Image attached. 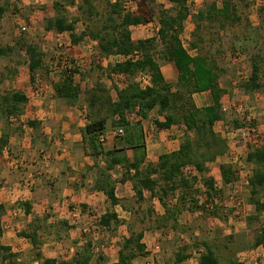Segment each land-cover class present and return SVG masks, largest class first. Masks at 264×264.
Listing matches in <instances>:
<instances>
[{
	"label": "rangeland",
	"instance_id": "1",
	"mask_svg": "<svg viewBox=\"0 0 264 264\" xmlns=\"http://www.w3.org/2000/svg\"><path fill=\"white\" fill-rule=\"evenodd\" d=\"M138 1L119 0V3L123 10L135 11L138 9ZM145 1V5L152 9L150 14L153 20L146 26L130 28L131 39L134 43L155 36L158 29L159 8L162 6L171 7L166 0ZM54 2H60L63 5L62 0H37V3L35 0H0V7L6 8L0 19V48L12 49L7 55L0 56V97L4 93L14 91L22 92L27 97L28 104L24 106L23 115L20 118L23 121L29 118L31 110L35 112V109H39L41 104L44 105L45 100L49 101L45 105L48 110L57 112L60 109L66 111L72 108L73 110L69 112L83 116L90 115L88 106L91 90L98 84L102 85L103 89L108 92L110 99L112 100L113 96L114 101H116L115 88L117 85L115 84L119 85L123 82L112 77L109 72L110 66L115 64L117 60L113 59L112 56L100 54L97 51L96 42L90 38H85L78 46H73L70 42L69 33L58 35L44 29L45 18L49 15H55ZM75 2V6H64L63 14L68 20L80 19L75 25L76 32L80 33L85 28L100 27L103 16L109 12L110 6L115 0H94L95 15L90 18L76 8L82 4V0H75ZM221 2L222 0H189L187 2L188 18L184 22V30L180 38L192 56L203 55L208 58L210 63H214L219 75V87L224 90L221 100L224 121L217 122L213 129L220 138L226 141L227 153L211 164L208 176H213L218 180L219 165L229 164L239 179L229 186H223L218 180L215 185L217 191L214 192L211 199H208L212 200L213 211L212 209L203 210L196 207L195 213L183 214L181 217L182 231L173 232L170 229H160L148 232L147 238L144 240L145 243H143L148 249L147 252L145 251V256L138 258V264H146L147 261L150 264H174L175 255L185 247L187 249L183 253L187 254L189 258L180 264H195L200 253L204 251L203 242L212 248L220 264L238 263L239 254L252 248L255 237L264 228V212L259 215L256 214L254 206L250 202L249 190L244 184V179H247L254 170V165L246 162L248 150L255 148V145L264 144V12L262 11L264 0H231V5L236 7L235 14L240 18L239 22L234 24L227 22L225 28H219L217 23L210 25L201 22L198 23L201 27L197 32L194 22H196L195 17L198 11L203 7H208L211 3L220 6ZM23 27L26 29L25 31H22ZM59 42L63 44L64 56L69 60L68 63L77 69L78 73L73 78L74 84L82 90L77 100L71 103L66 101L64 103L63 100H58L55 96L53 88L62 80L61 73L58 70L55 73H50L48 70L49 64L54 63L60 54ZM192 43L196 44V50H191L190 45ZM23 44H34L43 56L44 65L39 70L34 83L30 82L26 55L22 48ZM155 48L157 51L161 49V47L159 48V41L155 44ZM154 58L162 67L165 76L168 77L169 71L166 67L168 62L160 59L158 55ZM122 59L124 60L123 57L120 58V60ZM253 65L258 68L256 83L259 88L257 89L250 88ZM51 95L53 97H49ZM193 101L198 108H201L209 105L211 98L208 93L196 94ZM40 108L43 110L44 107ZM96 109L98 107L94 108L93 112H96ZM31 115L36 117L35 113ZM103 115L108 116L107 111L100 112V116ZM12 119L14 118H11L7 128L11 143L9 148L6 147V151L3 150V154H5L2 156L3 160L0 159V165H2L0 168V186H3L6 191H10L9 188H12L14 183H20L27 173L32 175V179L38 181L37 186L34 184L27 188L29 192L27 198L35 203L38 212L33 211L29 219H25L23 212H20L19 217H11L12 220L14 219L11 233L12 237L16 236L19 239L22 238L19 236L21 232H30L36 228L39 235L38 250L41 253V260L36 258L37 251L32 248L29 240L16 244L12 248L9 246L12 252H15L14 249L18 250L15 253L18 254V259L23 264L36 262L43 264L42 260L46 259L65 262L69 261L77 251L80 252L87 240H92L95 246L101 249L100 251H102L106 261L115 260L119 242L129 235L128 227L119 226L116 232L105 229L96 232L95 235H93L94 232H90L84 236L81 229L85 224H88V221L83 222L81 218L76 220L69 218L71 224L63 223L57 214L61 212L62 201H67L71 197L61 195L59 183L47 180L44 177L45 174L41 177L36 176L33 157L29 155L30 153L33 155L37 150L44 148L50 152L53 158L49 146L44 140L45 137L40 133L41 127L38 133L25 135V132L28 131L27 127ZM235 120L245 121L246 125L249 123L251 127L255 128V134L250 141L232 140L230 131L235 129L233 127ZM2 127L3 121L0 117L1 132ZM58 153L65 154L61 151ZM230 153L237 154L236 162L233 157L230 160L227 159ZM29 165H32L30 169L28 168ZM240 173L241 175H239ZM94 174L96 178L97 169L94 170ZM71 178V175H67L64 180H66L67 185H70L73 195L76 196L79 184ZM197 178L198 182L193 185L189 195L193 196L194 199L198 198L203 201L205 191L202 186V175H197ZM235 188L240 189L243 200L242 210L238 215L235 214L236 210L228 198ZM178 195L179 193L176 192L173 197H170L171 201H175ZM258 197L264 202L263 190L259 192ZM24 198L21 196L13 203L6 204L9 214L18 209L22 210L21 204L25 202L23 201ZM20 199L22 200L20 201ZM95 201L98 202L101 211L110 209V205H107L106 199L102 196L96 198ZM129 201L128 208L138 209L137 217L139 219L142 218L149 206L152 207L148 200L139 204L133 200ZM71 204H67L69 206L67 208L66 204L63 207L67 210L71 206L83 211L92 209L100 214L96 203L87 205L78 201L75 202L73 199ZM153 212L154 215L147 219L143 225L138 222L139 219H135L137 217H134V220L131 217L135 228L133 230L137 232L143 227L148 228L149 226L155 228L154 219L157 215L154 209ZM212 212H215L216 215L213 216ZM69 233L74 234L72 238ZM44 244H48V246H44ZM97 256L98 254H93L90 264H97Z\"/></svg>",
	"mask_w": 264,
	"mask_h": 264
},
{
	"label": "trees",
	"instance_id": "2",
	"mask_svg": "<svg viewBox=\"0 0 264 264\" xmlns=\"http://www.w3.org/2000/svg\"><path fill=\"white\" fill-rule=\"evenodd\" d=\"M94 0H82V4L77 9L83 11L88 18L95 15ZM149 1V0H148ZM170 3V8L160 7L158 12V29L156 35L151 38L138 40L134 43L131 39V27L148 25L153 17L150 14L152 10L145 5V0H139L135 11L123 10L119 0L110 6L109 12L103 16L100 27L85 28L77 33L75 25L80 21L78 18L68 20L63 14L64 6H75V0H62L54 2V16L49 15L44 20V29L47 32H54L58 35L69 33L70 42L73 46H78L85 38H90L97 44V51L105 56H120L124 60L116 62L109 68L112 75L122 77L125 80V88L117 89L116 101H112L103 89L102 85H96L91 90L89 98L88 112L86 115L88 123L80 131L83 148L88 150L90 156L100 158L104 163L99 167L96 165L97 174L92 191L101 192L109 201L111 206L121 203L115 195V182L112 180L111 171L116 167L122 168L121 183L128 180L131 183L134 192L133 201L136 204L146 201L143 192L150 194L148 202L156 198L164 214L155 216V229H170L173 232L182 231V224L179 223V217L182 213H195L196 207L204 208L205 203H210L214 192L217 191L215 185L218 180L223 186H229L238 181V176L229 164L219 165V179L208 176L211 170V164L218 158L224 157L227 153L226 141L215 133L214 125L217 122L224 121V113L221 107V100L224 90L219 87V75L214 63H210L207 57L203 55L192 56L186 49L181 40V34L184 30V22L188 18L187 2L189 0H166ZM151 2V0H150ZM150 9V10H149ZM236 7L231 5V0H222L220 6L211 3L208 7H203L198 11L195 29L201 27L198 23L206 22L210 25L217 23L219 28H225L229 22L234 24L240 21L235 14ZM5 7H0V19ZM264 12V8H262ZM201 41V38H199ZM159 41V48L155 44ZM191 50H196V44L190 45ZM22 48L26 55L27 71L30 82L34 83L39 70L43 67L42 53L34 44H23ZM59 48V47H58ZM12 51L11 48H0V56H5ZM59 53L64 54L63 47L59 48ZM165 62H171L177 72V81L175 83H166L160 69L159 63L155 60L157 56ZM58 60V61H57ZM54 62L57 68H60L61 62L57 57ZM69 62V60H67ZM71 63V62H70ZM61 70L62 80L54 85L55 96L58 99L71 103L75 102L78 95L82 92L79 86L74 84V76L77 74L76 67ZM51 64L48 66L50 73H53ZM258 68L252 66V76L250 79L251 89L259 88L257 81ZM141 74H147L150 77V85L141 87L136 81V77ZM208 93L211 98L209 105L198 108L193 96L196 94ZM28 104L27 97L22 92H8L0 97V117L3 121L2 132L0 135V155L8 146L9 134L7 128L11 118L19 121L22 126L34 132H38L42 121H38L35 116H28L26 121L20 120L23 115L24 106ZM96 112H93V109ZM107 111L108 116H100V112ZM157 111V117L153 120L157 130H169L172 127H184V134L180 139L178 150L160 155L157 163H146V146L143 128L140 122L131 123L127 117H138L147 119L149 113ZM27 117V116H26ZM110 122V128L113 130L121 129L123 134L116 136L121 138L123 146L121 148L107 149L99 141L101 135L107 131V124ZM245 121H233V127L240 129L246 127ZM129 149L132 157L129 158L125 150ZM246 162L254 165L253 173L247 178V188L250 193V202L254 206L257 215L264 212V202L258 197L261 190L264 191V144L255 148H250L246 155ZM193 168L196 175L186 177L183 170ZM197 175H202V186L205 191V200L189 195L193 185L198 182ZM240 177V176H239ZM176 196L175 203H168L170 197ZM189 195V196H188ZM207 198V199H206ZM212 211H213V204ZM22 212L30 214L31 207L29 203L21 204ZM71 208H73L71 206ZM127 210L124 207V210ZM131 216L137 217L138 209L128 208ZM127 210V211H128ZM209 210V209H206ZM5 213L4 205L0 204V237L1 220ZM213 216L216 215L212 212ZM154 215L153 209L149 206L145 214L139 219L142 225L147 219ZM131 218V219H132ZM120 221L115 213H106L99 218V226L103 230H112L116 232ZM128 236L119 242L117 250V262L108 263L103 256L101 249L95 246L92 240H87L80 252L65 262H57L54 259L42 260L43 264H90L93 254H98L97 264H133L137 258L145 256V245L142 243L144 232L152 227H143L135 232L134 224L131 220L127 222ZM154 228V227H153ZM135 229V228H134ZM20 237L28 239L32 248L36 250V258L41 260V253L38 250L39 235L38 230L34 228L30 232H21ZM85 236V235H84ZM262 246L264 248V228L255 237L252 248ZM188 247V246H187ZM195 247H197L195 245ZM204 249L200 253L197 264H220L212 248L206 243H202ZM98 248L95 252L93 249ZM187 248H183L175 255L174 264L184 262L189 256L183 253ZM0 264H23L18 259V254L12 252L9 246L0 242ZM232 264H239L232 262Z\"/></svg>",
	"mask_w": 264,
	"mask_h": 264
},
{
	"label": "crops",
	"instance_id": "3",
	"mask_svg": "<svg viewBox=\"0 0 264 264\" xmlns=\"http://www.w3.org/2000/svg\"><path fill=\"white\" fill-rule=\"evenodd\" d=\"M113 59H116V62L123 61L120 60V56H112ZM166 67L168 68L169 75L168 77L165 76L162 67L160 66L161 73L166 81V83H175L177 81V72L174 67V64L171 62H168ZM29 74V73H28ZM114 78H118V76L112 75ZM121 81V80H120ZM122 84L120 83L115 84L117 85V89L125 88V80H122ZM116 93V92H115ZM53 94V93H52ZM206 94V93H201ZM49 97H53L52 95ZM116 97V94H115ZM195 95L193 96V98ZM63 100V99H58ZM116 100V99H115ZM112 101L114 102V98L112 96ZM64 102V100L62 101ZM49 103L48 100H45L43 103L44 105H40V107H44L43 110L39 107V109H35V112H32L31 114L36 115V119L41 122V130L40 133L43 137H45V141L49 146V149L53 155L51 168L48 171L47 174L44 175V177L47 180H50L51 182H57L59 183V188L61 191V195L71 197L67 201H62L63 205L60 208L61 212L57 214L59 216V219L63 220V223L71 224V221L69 220L67 216V204L73 203V199H75V202L78 201L79 203H85V204H95L98 205L95 201L96 198H100L102 196L104 199L106 197L99 191H92V187L95 181V174L94 170H96V165L99 167L103 166L104 163L100 161V158H94L89 155L88 150L83 148L82 144V137L80 131L84 128V126L88 123V120L86 116L80 115V114H74L72 111L73 109L70 108L69 110L60 109L57 112L48 110L45 105ZM65 103V102H64ZM207 106V105H206ZM50 109L52 107H49ZM79 115V117H78ZM157 117V111L153 110L149 113L147 119L143 120L138 117H127V119L131 123L140 122L143 132H144V138H145V146H146V163L156 164L158 161V158L160 155L167 154L174 152L178 150L180 139L182 138L184 134V127H172L169 130H157L154 126L153 120ZM109 122L107 124V127H109ZM28 129V128H27ZM43 131V132H42ZM115 130L111 128H107V131L104 133V142L101 143L103 147L107 149L111 148H121L123 146V142L121 138H116L114 135ZM33 135L34 131H31L28 129V131L25 132V135ZM38 133V132H37ZM0 135H1V129H0ZM11 138L9 140L8 146H10ZM7 146V147H8ZM9 148V147H8ZM6 151V148L4 149ZM61 151V153H65L64 155H61L58 153ZM0 155V159L3 160V154ZM126 155L131 158L132 153L129 149L125 150ZM34 169L37 168V163L34 161ZM32 165H29V169ZM2 165H0V168ZM190 168V167H188ZM184 172V170H183ZM121 173L122 168L116 167L114 172H110L109 174L112 177V180L115 182V195L118 199L121 200V203L115 206H111L109 201H107V205H110V209L107 211H101L100 206L98 205V210L100 211V214L98 213L99 217L106 214V213H115L118 217V219L122 222L125 221V223L120 224L119 226H125L127 227V222L131 220V213L128 210V207L130 204L129 200H133L134 192L132 191L131 183L126 180L124 183H121ZM67 175H71L72 178L79 184L78 186V193L77 195H73L72 189H70V185L66 184V180H64V177ZM12 178V176H10ZM23 180L20 181V183H14L12 185V188H9L10 191H6L3 186H0V204L4 205L5 207V213L1 220V242L3 245L10 246L11 248L15 246L16 244H20L23 241H28V239L25 238H16V236L12 237V220L10 217L9 212L7 211L6 204L13 203L15 200H17L18 197L24 198L23 201L29 203L31 207L30 214L25 216V219H29L32 215L33 211L36 210L35 203L31 202L27 197L29 192L27 191L28 187L33 186L34 184H38V181L36 179H32V175L30 173H27L25 176H23ZM43 178V177H42ZM40 179V178H38ZM77 179V180H76ZM63 182V183H62ZM87 188V189H86ZM143 197L145 200H148L150 198V194L146 191L143 192ZM22 199H20L21 201ZM152 209H154L156 215H163L164 209L160 205L159 201L156 198H152L151 202ZM168 203H175V201H171V199L168 200ZM66 204V208L63 206ZM72 205V204H71ZM76 206V205H75ZM124 207L127 208V210H124ZM40 208V207H39ZM131 208V207H130ZM37 211V210H36ZM57 211V209H56ZM135 211V210H134ZM38 212V211H37ZM58 213V212H56ZM187 212H184L179 217V223L183 225V222L181 220V217L183 214ZM188 214V213H187ZM143 217V216H142ZM81 221H85L82 219ZM152 230L157 231L158 229H155L152 227L149 228L148 231L144 232V236L142 239V243H145L144 240L147 238L148 232H151ZM150 234V233H149ZM74 234L69 233V236L71 238ZM145 245V251L147 252V246ZM44 246H48V244H44ZM14 249V248H13ZM13 251L17 252V249H14ZM43 253V250H42ZM109 261V260H108ZM107 261V262H108ZM138 258L133 261V264L137 263ZM197 261V260H196ZM117 262V256L115 260H110L108 263H116ZM34 264H37L34 263Z\"/></svg>",
	"mask_w": 264,
	"mask_h": 264
},
{
	"label": "built area",
	"instance_id": "4",
	"mask_svg": "<svg viewBox=\"0 0 264 264\" xmlns=\"http://www.w3.org/2000/svg\"><path fill=\"white\" fill-rule=\"evenodd\" d=\"M37 3V0H35ZM26 29L23 27L22 31H25ZM58 47L61 48L63 47V44L61 42L58 43ZM59 61L61 62L60 68H57L56 62L51 63L53 67V73H55L57 70L60 72L61 70H66L70 68L69 63L67 62L66 57L64 54H59ZM58 61V60H57ZM119 77V76H118ZM119 80H124L122 77H119ZM135 81L141 86H148L150 85V77L147 74H141L138 75L135 79ZM14 120V119H12ZM255 128L251 127L248 123V125L244 128L240 129H233L230 131V135L232 136V140L234 141H250L251 137L255 134ZM123 134V131L121 129H117L114 132L115 136H121ZM236 139V140H235ZM100 142H104V136L101 135L99 138ZM256 147V145H255ZM33 157L34 161L37 163V168L35 170V175L40 176L47 174L48 171L51 168V163H52V156L49 151L45 150L44 148H41L36 151L35 154H29ZM235 158V162L238 159V156L236 153H230L227 157L228 160L231 158ZM184 174L187 177H192L195 176L196 173L193 168H185L184 169ZM241 175V173L239 174ZM244 184L247 185V179H244ZM235 187V186H234ZM230 202L232 203L233 207L235 208L236 212L235 214L238 215L239 212L242 210L243 206V200L241 198V192L240 189L235 188L232 193L228 196ZM205 200V199H204ZM200 204H203V201H200ZM205 209H211L212 205L210 203H205L204 205ZM69 207V206H68ZM20 212L22 213L21 209H18L16 211H13L10 214V217L16 218L19 217ZM67 216L68 218L72 220L76 219H84L86 222L88 221V224H85L83 228L81 229V233L83 235L90 234V232H94L93 235L96 234V232L102 231L103 228L99 226V215L92 209H87L85 211L76 209L75 207L73 208H68L67 210ZM84 221V222H85ZM158 249V247H156ZM95 252L98 251V248L93 249ZM239 264H264V248L262 246H257L255 248H250L247 249L239 254ZM146 264H150L148 261ZM197 264V262L195 263Z\"/></svg>",
	"mask_w": 264,
	"mask_h": 264
}]
</instances>
